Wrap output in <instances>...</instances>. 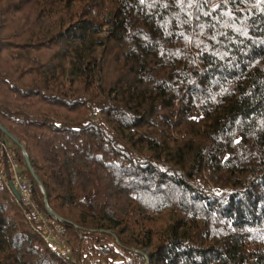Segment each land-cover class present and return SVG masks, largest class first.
Listing matches in <instances>:
<instances>
[{
    "label": "trees",
    "instance_id": "trees-1",
    "mask_svg": "<svg viewBox=\"0 0 264 264\" xmlns=\"http://www.w3.org/2000/svg\"><path fill=\"white\" fill-rule=\"evenodd\" d=\"M0 123V264H264V0H0Z\"/></svg>",
    "mask_w": 264,
    "mask_h": 264
},
{
    "label": "built area",
    "instance_id": "built-area-1",
    "mask_svg": "<svg viewBox=\"0 0 264 264\" xmlns=\"http://www.w3.org/2000/svg\"><path fill=\"white\" fill-rule=\"evenodd\" d=\"M0 180L4 181L7 188L10 184L18 192L17 200L32 208L36 219L43 228V238L57 249L61 246L63 229L53 218H47L40 213L32 198V185L21 173L17 160L15 159L6 139L0 138Z\"/></svg>",
    "mask_w": 264,
    "mask_h": 264
},
{
    "label": "water",
    "instance_id": "water-1",
    "mask_svg": "<svg viewBox=\"0 0 264 264\" xmlns=\"http://www.w3.org/2000/svg\"><path fill=\"white\" fill-rule=\"evenodd\" d=\"M0 130L6 135L7 138H9L11 141H13L17 146H19V147L21 148L22 155H23V158H24V161H25V163H26V166H27L28 170L31 172V174H32V176H33V178H34V180L37 182V184H38L40 190L42 191V193L45 194L44 187H43V185H42L40 179L38 178V176L35 174V171H34L32 165H31L30 159H29V157H28V154H27V152H26V149H25L24 145L21 144V143L19 142V140H18L14 135H12L11 133H9V132H8V131H7L2 125H1V123H0ZM10 189H11V192L13 193V195H14L16 198H18V192L16 191V189H14V188L12 187L11 184H10ZM44 206H45L46 211L49 213V215H50L53 219H55L56 221H59V222H64V221H65L61 216H59L55 211H53V210L51 209V207H50V205H49V203H48V201H47L46 196L44 197Z\"/></svg>",
    "mask_w": 264,
    "mask_h": 264
},
{
    "label": "rangeland",
    "instance_id": "rangeland-1",
    "mask_svg": "<svg viewBox=\"0 0 264 264\" xmlns=\"http://www.w3.org/2000/svg\"><path fill=\"white\" fill-rule=\"evenodd\" d=\"M2 139H6L7 143L9 144V148L11 149V142H10V139L7 138V137H4V138H2Z\"/></svg>",
    "mask_w": 264,
    "mask_h": 264
}]
</instances>
